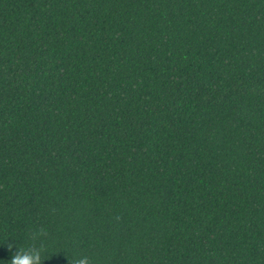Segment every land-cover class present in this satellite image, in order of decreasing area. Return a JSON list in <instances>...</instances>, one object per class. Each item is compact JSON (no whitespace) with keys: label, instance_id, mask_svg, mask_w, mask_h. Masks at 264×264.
I'll return each mask as SVG.
<instances>
[{"label":"trees","instance_id":"16d2710c","mask_svg":"<svg viewBox=\"0 0 264 264\" xmlns=\"http://www.w3.org/2000/svg\"><path fill=\"white\" fill-rule=\"evenodd\" d=\"M19 247L264 264V0H0V264Z\"/></svg>","mask_w":264,"mask_h":264},{"label":"clouds","instance_id":"9594fccd","mask_svg":"<svg viewBox=\"0 0 264 264\" xmlns=\"http://www.w3.org/2000/svg\"><path fill=\"white\" fill-rule=\"evenodd\" d=\"M13 247V244H8V249L10 252L12 251ZM45 260L46 259H44L42 256L41 249L30 248L27 250H21V248L19 247L18 252H15L13 254L10 264H44ZM77 264H93V262L89 257L83 256L78 258Z\"/></svg>","mask_w":264,"mask_h":264}]
</instances>
